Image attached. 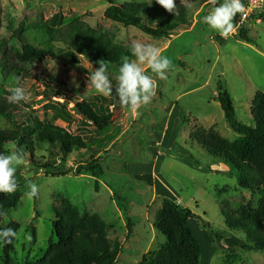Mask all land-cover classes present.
<instances>
[{
	"label": "rangeland",
	"instance_id": "rangeland-1",
	"mask_svg": "<svg viewBox=\"0 0 264 264\" xmlns=\"http://www.w3.org/2000/svg\"><path fill=\"white\" fill-rule=\"evenodd\" d=\"M147 1L0 0V61H3L4 51L16 44L17 39L37 49L54 52L55 46L46 40L49 29L45 22L56 13L62 15L63 24L82 17L89 27L113 35L115 41L124 46L131 47L137 42L155 45L172 61L165 80L151 73L146 65H141L153 77L155 97L136 112L110 107L111 122L102 131L91 125L84 127L78 117L69 124L61 120L54 122L55 126L81 136L86 142V150L74 152L66 158V168L74 171L79 164H96V161V165L103 167V175L95 178L70 172L63 177H52L39 166L46 162L50 151L58 153V148L35 146L32 162L28 153L15 144L5 147L7 152L15 149L23 153V163L17 170L22 197L16 208L2 219L3 227L10 223L19 225L12 254L15 264H26L43 257L50 238L54 237L55 210L66 204L75 207L81 217L97 215L104 221L107 238L111 243L117 242L121 249L117 264H139L143 258L154 255L165 242V237L153 228L155 214L161 206L155 192L175 197L163 182L156 184L155 192L152 186L137 183L127 175L125 167L135 158L148 160L156 154L163 158L160 161L163 164L161 175H165L183 205L195 215L189 227L200 244V264H264V253L234 247L243 246L245 238L239 232H228L222 215L223 211H235L241 207L255 210L261 194L239 188L228 168L213 164L212 157L195 138V134L211 127L228 141L239 137L225 121L217 100L218 85L226 91L236 120L252 126L251 102L257 92L264 94V0L252 6V14L245 23L234 27L232 22L233 31L227 38L210 29L204 20L199 23L206 16L205 10L218 6L223 0H208L203 7H195L188 30L192 31L177 36L175 34L179 32H175L169 40L152 39L103 16L109 6L139 5ZM202 8L204 10L200 13ZM240 29L252 43L239 39ZM17 33L18 37L14 38ZM129 60L134 61L135 57ZM79 62L74 64L60 55L58 60L47 59L25 65L28 76L16 86L25 88L29 100L25 103L27 106L17 107L16 123H28L33 118L42 120L44 116L50 118L62 109L65 102L63 91L59 92L46 77L58 78L65 83L73 96L67 92L71 99L88 101L97 96L107 97L96 93L89 84L88 77L98 66L88 58H79ZM108 71L115 85L118 68ZM44 91L47 94L44 95ZM171 102L177 108L165 142L174 141L177 145L174 151L164 149L161 142L153 138L157 123L169 114ZM67 108L71 109L73 105ZM6 127L1 120L0 129ZM157 131L165 132L162 128ZM181 149L189 153L183 155ZM29 183H36L39 189L32 198L25 194L29 191ZM128 223L133 226L131 233L128 232ZM222 232L229 233L222 241L225 250L218 249L214 238L215 233Z\"/></svg>",
	"mask_w": 264,
	"mask_h": 264
},
{
	"label": "trees",
	"instance_id": "trees-1",
	"mask_svg": "<svg viewBox=\"0 0 264 264\" xmlns=\"http://www.w3.org/2000/svg\"><path fill=\"white\" fill-rule=\"evenodd\" d=\"M207 2L208 0H190L191 8L188 9L180 0H176L177 13L174 15L155 3V0H148L139 5L109 6L103 16L123 28H134L152 39L169 40L173 33L189 30L193 9L203 7ZM237 18L236 15L233 19L234 24ZM45 23L49 29L46 40L55 46L54 52L37 49L17 39L16 44L4 51L3 61H0L2 74L0 121L7 125L5 129H0V152L7 153L5 147L15 144L27 152L33 162L35 146L56 147L58 153L50 151L46 162L42 167L39 166L46 175L63 177L73 172L76 176L90 175L97 178L103 175V167L96 165V161L94 162L96 164H79L74 171L66 168V158L74 152L86 150V142L81 136L55 126L54 122L61 120L69 124L74 117H78L84 127L91 125L95 130L102 131L111 122L110 107L126 109L119 103L115 85L113 92L107 97L97 96L92 100L80 101L67 96L68 92L73 97L61 80L46 77L45 79H50L59 92L63 91L61 94L65 96V102L61 105L62 109L54 112L50 118L49 116H44L42 120L33 118L28 123H16L15 113L17 107L27 105L9 104L7 97L10 95V88L28 76L25 65L42 63L47 59L58 60L60 55H64L74 64L80 63L79 58H88L98 67V62L103 61L108 65V69H119L123 60L133 57L131 47L117 43L113 35L101 29L89 27L82 17L63 24L62 15L56 13ZM238 33L240 40L252 43L241 29ZM16 37L18 33L14 36ZM218 86L220 90L217 100L225 121L239 137L234 141H228L211 127L207 131L195 134V138L201 148L212 157L213 164H222L228 168V173L235 178L239 188L261 194L255 210L241 207L235 211H223L222 215L227 231L239 232L245 238L243 246L234 247L264 253V94L260 92L255 94L250 106L252 126H247L236 120L226 91ZM43 94L47 92L44 91ZM69 105H73V108H67ZM58 157L61 160L57 161ZM21 197L20 188L13 194L0 193V228L11 227L17 234L19 225L10 223L3 227L2 219L10 210L16 208ZM159 200L161 206L155 214L153 228L165 237V242L154 255L143 258L139 264H200V244L189 227L195 215L188 208L166 197H159ZM55 216L54 237L50 238L47 251L40 259L26 264L118 263L121 250L119 244L109 241L106 236V225L97 215L81 217L75 207L66 204L55 210ZM132 228L133 226L128 223L129 233ZM228 234L215 233L214 238L219 250L226 249L222 241ZM14 245L15 238L10 244H0L2 254L0 264H15L12 260Z\"/></svg>",
	"mask_w": 264,
	"mask_h": 264
},
{
	"label": "clouds",
	"instance_id": "clouds-1",
	"mask_svg": "<svg viewBox=\"0 0 264 264\" xmlns=\"http://www.w3.org/2000/svg\"><path fill=\"white\" fill-rule=\"evenodd\" d=\"M168 13L176 15V0H155ZM185 8L190 9V0H180ZM244 11L242 0H223L218 6H213L204 16V23L210 29L216 31L222 37H229L233 31V19L238 13ZM134 61L125 59L116 77L115 94L118 96L122 107L136 112L148 105L156 95V84L152 75L145 71L141 65H146L151 73L159 79H167L168 71L172 68V61L162 54L159 47L152 44L134 43L130 48ZM99 67L88 77L89 84L98 94L109 95L113 92V82L109 77L108 65L99 61ZM7 97L9 104L20 105L27 103L29 94L22 86L10 88ZM23 163L22 155L15 149H9L7 153L0 152V193L13 194L17 191V170ZM29 191L25 194L35 197L38 194L36 183L28 184ZM16 236L13 228H0V244H10Z\"/></svg>",
	"mask_w": 264,
	"mask_h": 264
},
{
	"label": "crops",
	"instance_id": "crops-1",
	"mask_svg": "<svg viewBox=\"0 0 264 264\" xmlns=\"http://www.w3.org/2000/svg\"><path fill=\"white\" fill-rule=\"evenodd\" d=\"M203 10L204 9L202 8L200 10V13ZM204 12L207 15L209 11L205 10ZM203 20H204V17L199 20V23L202 22ZM191 31L187 30V31H184L183 33H189ZM181 33L182 32H179V33H176L175 35L177 36V35H179ZM172 38H173V36H172ZM168 106H169L168 107L169 114L167 115V117H165L164 119H161L157 123V125H156V127L154 129V132H153V138L158 140V141H160L161 145L164 147V149H170V150L172 149V151H174V150L177 149L176 143H174V141H171V142L169 141V143H167V142H165V139L168 140L167 139V133L171 129L170 123H171V120L173 119V113L175 114V110H176L177 107L172 102ZM164 107H166V106H164ZM158 128H162L165 132H162V133L158 132L157 131ZM162 139H163V141H162ZM172 143H173V147H172ZM174 145H175V147H174ZM180 151H183V152H181V154H183V155L189 153L188 151H186V150L184 151L182 149ZM173 154H175V153H173ZM188 156H190V155H188ZM161 157H162V155H160V154L157 155L156 154V156L153 159H148V160L141 159V160H139V158H135V159L131 160L130 162H127L126 163V167H125V169L127 168L126 169L127 170V175L129 177H132L133 179H135V181L137 183H139V184H144L147 187H151L152 186L154 192H155L156 184L161 183V182L165 183L166 186L172 191V193L174 194L175 198H170L168 196L157 194L155 192L156 196H158V197H160V196L166 197V198L176 202L177 204H180L181 206L185 207V205H183V201L180 198V196H178V194L175 192L174 188H172V186L168 183V181H166L165 175H161V173L163 172V167H162L163 164L161 165V163H160L161 159H163V158H161ZM185 162H187V159L185 160Z\"/></svg>",
	"mask_w": 264,
	"mask_h": 264
},
{
	"label": "built area",
	"instance_id": "built-area-1",
	"mask_svg": "<svg viewBox=\"0 0 264 264\" xmlns=\"http://www.w3.org/2000/svg\"><path fill=\"white\" fill-rule=\"evenodd\" d=\"M259 0H242V3L244 4V11L242 13H238V21L235 22V26H240L243 23H245L252 14V6L257 4Z\"/></svg>",
	"mask_w": 264,
	"mask_h": 264
}]
</instances>
